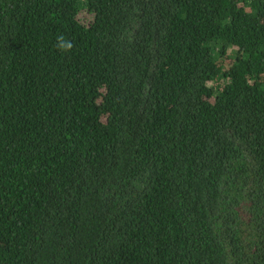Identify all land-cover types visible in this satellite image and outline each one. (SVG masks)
I'll return each mask as SVG.
<instances>
[{"label": "trees", "instance_id": "trees-1", "mask_svg": "<svg viewBox=\"0 0 264 264\" xmlns=\"http://www.w3.org/2000/svg\"><path fill=\"white\" fill-rule=\"evenodd\" d=\"M0 264H264V0H0Z\"/></svg>", "mask_w": 264, "mask_h": 264}, {"label": "clouds", "instance_id": "clouds-1", "mask_svg": "<svg viewBox=\"0 0 264 264\" xmlns=\"http://www.w3.org/2000/svg\"><path fill=\"white\" fill-rule=\"evenodd\" d=\"M55 46L62 52H70L74 47V44L72 41L66 39L63 35H61L57 37Z\"/></svg>", "mask_w": 264, "mask_h": 264}]
</instances>
